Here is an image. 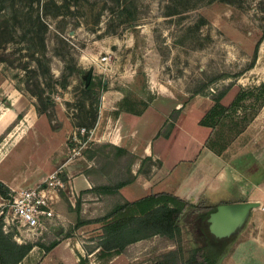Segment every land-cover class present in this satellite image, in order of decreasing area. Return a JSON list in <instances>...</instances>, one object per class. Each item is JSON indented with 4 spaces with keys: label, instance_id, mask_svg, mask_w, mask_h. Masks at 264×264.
<instances>
[{
    "label": "rangeland",
    "instance_id": "rangeland-1",
    "mask_svg": "<svg viewBox=\"0 0 264 264\" xmlns=\"http://www.w3.org/2000/svg\"><path fill=\"white\" fill-rule=\"evenodd\" d=\"M28 1L0 0V89L22 90L26 105L23 110H34L36 98L25 86L26 80L29 83L38 80L48 106L39 116L35 111L34 117L32 111L27 112L22 121L11 128L0 145V157L2 148L20 141L5 151L0 169L34 170L42 157L60 143H66L73 155L96 153L90 140L93 129L85 140L82 139L86 134L84 125L93 115L95 99V94L87 96L84 93L90 71L96 91H102L101 99L105 96L117 108V113L138 115L153 106L162 117L168 115L158 123V133L162 135L171 134L174 123L180 124L178 118L184 115V131L198 137L208 134L210 129L197 126L196 119L215 107L211 95L224 91L219 101L224 107L239 95L242 99L229 110L221 113L215 108L218 113H215L214 125L216 131L223 132L224 140L234 139L231 144L239 141L236 152L240 156L224 165L229 182L219 184L206 195L210 203L227 208L232 214H238L234 208L244 206L248 198L255 201L258 183L246 180L264 176L260 161V157L264 159V150L256 155L247 150H255L264 144V89L259 88L264 84V39L253 66H249L254 45L260 37V27H264V0H234L233 3L222 0H134L132 22L126 16L118 17L119 7L110 0H83L76 5L64 0H40L32 6ZM30 10L46 25L42 42L28 40L30 24L24 19ZM15 16H23V22L16 24ZM45 67L50 78L44 72ZM103 84L105 90H102ZM157 104L168 109H158ZM176 105L181 108L178 113L173 108ZM106 109L102 107L100 122ZM154 117H158L157 112ZM110 123L112 119L106 118L105 131ZM23 124L29 127L25 129ZM238 130L243 131L235 138ZM122 131L125 144L134 148L138 144L135 140L139 128L134 126L130 131L124 128ZM180 136L182 145H187L188 138L183 132ZM229 168L240 176L229 175L226 172L231 173ZM63 196L66 204L75 203L76 198L70 200L71 194L63 192ZM125 196L133 200L138 195ZM229 199L231 202L227 201ZM238 201L240 203H235ZM96 202L81 205L82 219L98 217L113 206L103 202V198ZM55 221L54 226L34 233H25L14 224L16 233L11 234L22 235L26 242L40 241L45 246L64 237L68 241H77L82 246L84 258L87 257L83 264H175L162 259L161 255L179 249L185 259L193 246L186 234L185 222L181 220L180 235L173 246H163L159 237H152L134 242L125 253L117 254L119 256H113L114 252L110 261L99 260L97 253L91 252L98 242L99 225L86 224L76 229L68 222ZM258 224L263 226L258 229L264 228V214L251 209L233 234L226 253L238 242L251 241L250 238L256 236ZM58 228L65 231L59 233ZM49 252H46V261L54 256ZM52 259L49 264H55Z\"/></svg>",
    "mask_w": 264,
    "mask_h": 264
},
{
    "label": "crops",
    "instance_id": "crops-1",
    "mask_svg": "<svg viewBox=\"0 0 264 264\" xmlns=\"http://www.w3.org/2000/svg\"><path fill=\"white\" fill-rule=\"evenodd\" d=\"M24 98L22 90L0 89V135L14 121L17 113H20L26 108V105L23 103ZM104 98L105 96L101 99L98 112L99 115L90 139L91 145L96 147V149L103 150V154L98 155L97 152H90L73 155L66 143H60L54 146L49 154H45L44 157H42V160H40V163L34 170L28 168L24 170L12 169L10 171L9 167L7 171L0 169V181H2L10 191H13L34 186L49 173L60 170L62 177L71 182L72 198H70V200L72 201L76 198L75 201L78 199L83 206L88 201H97L96 203H99L100 198H103V202L107 201V204L112 206L124 200L132 201L126 198V194L138 195L137 198L133 199L135 200L150 193L158 192L172 193L195 204L201 197L209 198L206 192L217 189L220 186L219 184L223 183L224 185L229 182V177L226 178V174L224 173V165L230 162L235 156L236 158L240 156L237 153L239 148L238 140L229 145L220 155H216L204 146V142L210 134V130L208 127L199 124L201 117L196 119V125L207 128L209 132L208 134L198 137L191 132L188 134L187 131H184L183 121L185 115L178 118L177 122H180V124L177 125L174 123L172 133L165 137L158 133L157 127L159 120L168 115L163 114L162 117V115L158 113L157 108L153 106H149L144 112L138 115H127L120 112L117 113V108L114 104L107 101L108 107L104 112L103 121L100 122ZM159 106L158 109H168V107ZM173 108L176 113L181 109L179 105ZM29 111H32L34 117L35 109H28L26 113ZM154 112H157V118L154 117ZM182 114L183 112L181 115ZM106 118L112 119V123H110L111 125L108 126L105 131ZM21 121L22 120H20V122ZM18 123L16 125H18ZM23 125L25 129L29 127L25 124ZM134 126L139 128V135L135 140L138 144L133 148L126 145L123 141L122 130L124 128L130 131ZM181 132L188 138L186 141L188 142L187 145L186 143L182 145V140H180V138L182 139L180 136ZM5 137L1 140L0 145ZM19 141L20 139L13 145L6 146L5 149L2 148L3 154L0 157V168L3 164L2 160L5 151L9 149V147L16 146ZM254 141L255 139L252 140V142ZM250 142H248L247 145H250ZM247 145L245 144L244 146ZM260 147H263V149ZM256 149L259 150L255 152ZM256 149L247 151L248 153L252 152L253 155H256L260 150H264V144L262 146L259 145ZM181 151L190 152L189 154L182 155ZM126 152L133 155L129 163L125 155ZM260 156L258 155V157ZM260 161L261 167H264V159L260 157ZM147 164L149 165L146 169ZM231 170V173L229 170L226 172H228L229 175H233V177L240 176L238 172L233 169ZM253 180L258 183L256 186L254 184L258 194L254 199L255 201H251L253 199L248 198L246 203L258 202L259 204H264V176L262 179L252 177L246 181ZM100 184L119 185L118 194L116 196H108L90 192L93 187ZM233 197H231V199H233ZM231 199L227 201L231 202ZM4 201L5 200L0 196V205H2ZM65 201L64 196L60 197L54 205L55 212L58 216L56 220H58L59 223L68 222L75 226L78 219V215L73 209L75 203L73 204V202H71V204H68L67 202L66 204ZM235 203L240 202L238 201ZM246 203L244 202L243 204ZM229 205L228 203L225 206ZM256 210L260 211V209ZM52 226H54V223ZM261 226L260 224L256 225L257 229ZM80 227L81 226H79V228ZM3 230L6 233H16L14 232L13 225L7 226V228H3ZM64 231L65 229L58 228L59 233ZM255 235L256 236L250 238L251 241L249 242H238L234 244L230 252L220 257L216 264H264V228L258 229ZM12 236L16 242L26 243L22 235L13 234ZM52 250V252H48L54 253L52 257L54 258L55 264H79L80 259L84 258L80 243L77 241H68L66 237L57 239L56 245ZM96 252L97 251H94L92 253ZM112 255L98 259L110 261ZM119 255L115 254L113 256ZM45 256L46 252L44 249L34 246L23 258L22 264H49L48 262L53 259L50 257L48 259L49 261H46Z\"/></svg>",
    "mask_w": 264,
    "mask_h": 264
},
{
    "label": "trees",
    "instance_id": "trees-1",
    "mask_svg": "<svg viewBox=\"0 0 264 264\" xmlns=\"http://www.w3.org/2000/svg\"><path fill=\"white\" fill-rule=\"evenodd\" d=\"M64 1L76 5L83 0ZM110 1L119 7V10L116 12L118 17L126 16L129 22H132L134 17L131 12V8L134 0ZM222 1L226 3L234 2V0ZM36 2H40V0H30L28 1V4L32 6ZM31 12L32 11L30 10L25 14L27 19H24L23 16L20 18L15 16L14 19L16 20V24L23 22L21 19H24V21L30 24V27H28L27 30L29 42L35 43V40L42 42L44 40V31L47 29L46 25L41 21L38 15L34 16ZM260 31V37L253 48L252 63L249 68L253 66L257 58L259 45L264 39L263 26L260 27ZM44 72L49 74L50 78L48 68L45 67ZM62 78L64 80L63 84H65V77L62 76ZM25 88L27 92L36 98V104L34 105L36 115L39 116L45 113L48 102H46L41 95L42 89H40V83L38 80H36L35 83H29V81L26 80ZM105 88L106 86L103 84L102 90H105ZM259 88L264 89V84ZM84 93L87 96L95 94V99L92 102V118L84 125L86 134L85 137H82L83 140L87 138L89 131L93 129L96 124L101 104L102 91H96V84L91 78L89 83L85 85ZM224 94L225 92L223 91L217 95H211V99L215 102V107H213L209 113H207L199 121L200 125L210 129V134L206 138L204 146L216 155H220L234 139H230L228 141L224 140L223 132L220 130L216 131L214 116L215 113L218 112H215V108H218L222 113L223 111H227L234 107L235 104L242 99L239 95H236L235 100L228 107H224L219 105V101ZM25 113L26 110L17 113L14 121L0 135V142L10 132L11 128L21 120ZM242 131L243 130H238L235 138ZM168 134L169 133H166L164 136L166 137ZM92 147L96 149V147ZM96 152L98 155L104 153L103 150L99 149H96ZM125 155L127 162L129 163L132 160L133 155L128 152H126ZM118 189L119 185L100 184L93 187L90 192L116 196L118 194ZM10 193L11 191L9 188L2 181H0V196L7 201L10 199ZM74 208V211L78 215L77 223L75 225L76 228L86 224L99 225L98 242L95 249L91 251H97L96 253L98 258L108 257L114 252L115 254L125 253L127 248L134 242L152 237H159L161 245L163 246L166 244L173 246L176 244L177 238L180 235L181 220H184L185 222L184 228L186 229V234L190 237V242L193 246L189 250L188 257L185 259L179 249H174L161 255V258L164 260L171 261L175 264H216L219 258L226 253V250L233 241V235L218 238L209 231L208 218L212 212L216 211L217 206L210 203V201L205 197H201L197 203L192 204L172 193H150L132 201L124 200L121 203L113 205L106 213L98 217L85 220L82 219L80 212L81 204L78 199L75 201ZM55 245L56 243L45 246L39 241L26 243L16 242L11 233L4 232L3 216L0 215V264H22L23 258L34 246H38L48 252L52 250ZM86 258L87 257L83 259L81 258L79 263H85Z\"/></svg>",
    "mask_w": 264,
    "mask_h": 264
},
{
    "label": "built area",
    "instance_id": "built-area-1",
    "mask_svg": "<svg viewBox=\"0 0 264 264\" xmlns=\"http://www.w3.org/2000/svg\"><path fill=\"white\" fill-rule=\"evenodd\" d=\"M63 192L72 195V185L60 170L49 173L34 186L11 191L10 199L0 205L3 228L15 224L25 233H34L51 227L58 218L54 205ZM256 209L264 213V204Z\"/></svg>",
    "mask_w": 264,
    "mask_h": 264
},
{
    "label": "water",
    "instance_id": "water-1",
    "mask_svg": "<svg viewBox=\"0 0 264 264\" xmlns=\"http://www.w3.org/2000/svg\"><path fill=\"white\" fill-rule=\"evenodd\" d=\"M90 79L91 72L89 71L86 76L85 85L89 83ZM258 206V202H248L244 206H241V208H234V212L238 214H232L227 208L217 207L216 211L209 215V231L218 238L233 235L243 224L248 212Z\"/></svg>",
    "mask_w": 264,
    "mask_h": 264
},
{
    "label": "bare ground",
    "instance_id": "bare-ground-1",
    "mask_svg": "<svg viewBox=\"0 0 264 264\" xmlns=\"http://www.w3.org/2000/svg\"><path fill=\"white\" fill-rule=\"evenodd\" d=\"M102 107H103V108L108 107V104H107V100H106V98H104V103H103Z\"/></svg>",
    "mask_w": 264,
    "mask_h": 264
}]
</instances>
